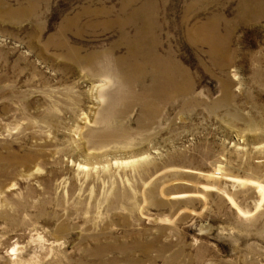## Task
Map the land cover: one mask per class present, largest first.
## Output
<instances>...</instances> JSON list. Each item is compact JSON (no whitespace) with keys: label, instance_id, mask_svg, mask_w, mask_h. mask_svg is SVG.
<instances>
[{"label":"rangeland","instance_id":"1","mask_svg":"<svg viewBox=\"0 0 264 264\" xmlns=\"http://www.w3.org/2000/svg\"><path fill=\"white\" fill-rule=\"evenodd\" d=\"M0 264H264V0H0Z\"/></svg>","mask_w":264,"mask_h":264},{"label":"bare ground","instance_id":"2","mask_svg":"<svg viewBox=\"0 0 264 264\" xmlns=\"http://www.w3.org/2000/svg\"><path fill=\"white\" fill-rule=\"evenodd\" d=\"M150 7L151 5L147 4V8H138L135 10V13L133 12L132 16L141 17L144 24L141 28L139 27L137 38L133 42L134 47L128 53L129 61L123 66L126 67V71L123 73V80L127 83L139 82L138 84L141 85L140 90L142 95L151 92L152 96L161 97L164 95L165 97H169L171 93H185L189 88L185 85L184 81L185 71L169 55L162 56L158 52L159 40L152 36L153 23L147 18L151 12ZM189 37L202 39L203 42L208 44L209 50L212 53L217 52L223 46V41L218 39V36L213 31L208 35L200 32L199 35ZM140 46L147 48V50H139ZM77 58L82 61L80 56ZM92 58L93 55H89L85 60L91 63ZM116 60L119 63L122 62L120 57H117ZM146 79L150 81L151 87H147L143 83Z\"/></svg>","mask_w":264,"mask_h":264}]
</instances>
